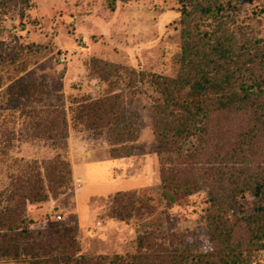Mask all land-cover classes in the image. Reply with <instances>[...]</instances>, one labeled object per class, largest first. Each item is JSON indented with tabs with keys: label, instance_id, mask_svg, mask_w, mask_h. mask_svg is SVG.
Segmentation results:
<instances>
[{
	"label": "rangeland",
	"instance_id": "obj_1",
	"mask_svg": "<svg viewBox=\"0 0 264 264\" xmlns=\"http://www.w3.org/2000/svg\"><path fill=\"white\" fill-rule=\"evenodd\" d=\"M217 5L224 7L220 14L203 11ZM184 9L190 13L186 22ZM218 22L240 38L264 40V0H117L113 9L110 0H13L0 8V232L7 229L11 208L23 205L29 240H39L42 231L56 254L82 264H167L174 259L170 251L179 258L212 251L206 231L212 181L173 203L162 197L152 117L158 94L148 84L128 108L140 129L131 155L114 156L106 136L74 127L72 116L76 98L105 93L106 84L91 69L94 58L174 75L186 26L210 31ZM55 109L65 121L64 147L52 137ZM218 147L226 151L222 143ZM261 154L250 156L254 161L243 177L259 171L253 167L264 161ZM57 155L69 162L73 179L53 190V175L44 174ZM39 172L49 198L20 200ZM119 192L126 195L117 197ZM129 200L140 208L129 216L128 210L120 211L123 217L113 215ZM238 201L239 212L247 214L263 204L253 189ZM66 227L71 229L61 231ZM164 232L176 237L165 238ZM236 232L243 234V227ZM25 243L22 238L20 245ZM22 252L21 259L1 256L0 264H34L32 254ZM245 264H264V250Z\"/></svg>",
	"mask_w": 264,
	"mask_h": 264
},
{
	"label": "trees",
	"instance_id": "obj_2",
	"mask_svg": "<svg viewBox=\"0 0 264 264\" xmlns=\"http://www.w3.org/2000/svg\"><path fill=\"white\" fill-rule=\"evenodd\" d=\"M116 1L110 0L112 9ZM11 2L13 0H0V8ZM223 8L217 5L203 11L220 14ZM184 14L186 22L190 13L184 9ZM238 36L237 31L221 22L210 31L191 30L186 26L181 52L175 59V74L170 76L94 58L91 69L106 84L105 93L99 98L86 95L74 100L73 126L94 129L95 138L104 135L113 144L114 156H127L133 153L140 137L138 117L129 113L128 108L134 96L145 93L148 84L158 94L152 104V117L156 151L162 162V197L173 203L200 189L202 182L212 181L206 231L209 240L214 242L213 250L185 258L170 251L174 259L167 264H245L264 250V161L253 167L259 170L257 173L242 176L254 161L250 156L264 153L261 150L264 146V40L249 41ZM53 112L56 130L52 137L64 147L67 141L63 113L60 109ZM187 143L190 146L184 148ZM221 143L226 151L218 147ZM168 163L170 167H166ZM45 170V177L53 175L55 184L50 186L53 190L68 186L73 179L69 162L59 155L46 163ZM41 175L39 172L40 177L34 182L36 186L33 184L21 192L20 200L49 198L45 178ZM249 189H253L263 204L253 213H241L238 197ZM125 195L119 192L117 197ZM135 202H121L113 215L123 217L121 213L127 210L126 214L132 215L140 208ZM24 208L16 205L10 210L7 229L0 232V257L21 259L24 248L27 254H32L34 264L84 262L56 254V247L42 231L39 240L37 237L29 240L30 233L24 226ZM1 212L0 220L3 219ZM238 227H243V234H237ZM68 229L71 228L59 230ZM155 232L149 235L155 236ZM161 235L176 237L165 232ZM22 238L26 242L23 247Z\"/></svg>",
	"mask_w": 264,
	"mask_h": 264
},
{
	"label": "built area",
	"instance_id": "obj_3",
	"mask_svg": "<svg viewBox=\"0 0 264 264\" xmlns=\"http://www.w3.org/2000/svg\"><path fill=\"white\" fill-rule=\"evenodd\" d=\"M62 217H61V215L59 214L58 216H57V219H61Z\"/></svg>",
	"mask_w": 264,
	"mask_h": 264
}]
</instances>
